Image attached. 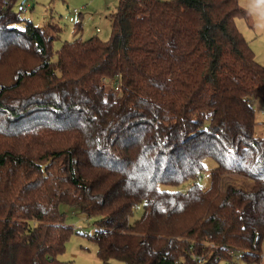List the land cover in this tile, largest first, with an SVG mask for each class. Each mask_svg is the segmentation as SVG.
I'll list each match as a JSON object with an SVG mask.
<instances>
[{"label": "trees", "instance_id": "1", "mask_svg": "<svg viewBox=\"0 0 264 264\" xmlns=\"http://www.w3.org/2000/svg\"><path fill=\"white\" fill-rule=\"evenodd\" d=\"M20 1L0 0V264H66L76 230L62 204L97 219L102 264H239L231 252L264 264L251 105L264 103V67L235 25L239 0H119L109 39L65 42L55 61L60 29L22 19ZM208 159V188H161Z\"/></svg>", "mask_w": 264, "mask_h": 264}, {"label": "rangeland", "instance_id": "2", "mask_svg": "<svg viewBox=\"0 0 264 264\" xmlns=\"http://www.w3.org/2000/svg\"><path fill=\"white\" fill-rule=\"evenodd\" d=\"M20 4L17 6L18 9ZM27 4L29 9L21 12L22 19L31 20L50 35H57V30L60 29L51 45L52 59L55 61L58 51L65 42L80 37L83 40L91 37L109 39L112 32V16L117 11L119 0H26L24 5ZM239 6L246 12V17L236 18L235 25L249 43L256 61L264 67V0H239ZM50 25L52 27H49ZM251 105L257 121L255 134L264 137V103L260 99H252ZM215 166L214 161L208 159L205 161L204 171L196 180L161 188L181 193H187L195 183L208 188L211 183V170ZM223 179L224 186L231 184L249 190L253 185L251 180L239 175H227ZM60 210L65 215L66 223L76 232L68 239L65 251L59 259L66 264H102L97 254L96 243L88 238L95 230L97 219L86 217L78 208L65 204L61 205ZM143 213L144 204L141 203L135 207L130 222L134 223L141 219ZM115 264L122 263L116 261ZM239 264L247 263L240 261Z\"/></svg>", "mask_w": 264, "mask_h": 264}, {"label": "built area", "instance_id": "3", "mask_svg": "<svg viewBox=\"0 0 264 264\" xmlns=\"http://www.w3.org/2000/svg\"><path fill=\"white\" fill-rule=\"evenodd\" d=\"M28 9H29V5L27 4V5H25L24 6V9H23V11L24 12H26V11H28ZM98 31H100V29H98ZM116 90H119V82H118V84L116 85V88H115ZM231 254H234V256H235V258L238 260V261H241L242 260V256H241V254L240 253H237V252H231ZM263 256V258H264V255H262ZM194 260L196 261V263L197 264H207V260H206V258L204 257V256H194ZM232 264H237V263H235V262H231Z\"/></svg>", "mask_w": 264, "mask_h": 264}, {"label": "water", "instance_id": "4", "mask_svg": "<svg viewBox=\"0 0 264 264\" xmlns=\"http://www.w3.org/2000/svg\"><path fill=\"white\" fill-rule=\"evenodd\" d=\"M25 2H26V0H23L21 4L24 5Z\"/></svg>", "mask_w": 264, "mask_h": 264}]
</instances>
